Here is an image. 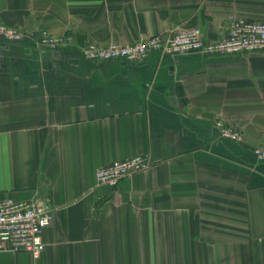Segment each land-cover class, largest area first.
Listing matches in <instances>:
<instances>
[{
    "label": "crops",
    "instance_id": "obj_1",
    "mask_svg": "<svg viewBox=\"0 0 264 264\" xmlns=\"http://www.w3.org/2000/svg\"><path fill=\"white\" fill-rule=\"evenodd\" d=\"M232 18L264 21V0H0L24 33L0 37V202L54 211L39 258L0 251V264H264V52L82 53L193 29L215 42ZM43 33L73 44L50 50ZM141 155L151 169L98 184Z\"/></svg>",
    "mask_w": 264,
    "mask_h": 264
},
{
    "label": "built area",
    "instance_id": "obj_2",
    "mask_svg": "<svg viewBox=\"0 0 264 264\" xmlns=\"http://www.w3.org/2000/svg\"><path fill=\"white\" fill-rule=\"evenodd\" d=\"M0 37L9 43L21 42L24 33L5 26L0 21ZM41 46L50 50L66 48L73 44L71 36L54 37L42 34ZM264 52V21H250L232 18L226 29L215 42L206 41L199 29L178 31L170 37L153 36L134 44L112 43L108 46L88 44L82 48L87 60L110 62L126 60L137 63L151 53L164 57H180L191 53L216 55L219 57H235L253 55ZM215 129L223 139L243 143L240 132L227 128L216 121ZM257 159L264 162V141L254 151ZM148 156H136L124 161H116L100 168L97 182L100 186L117 188L121 181L151 169ZM54 221V211L48 204L36 202H0V251L27 253L39 258L45 250L44 232Z\"/></svg>",
    "mask_w": 264,
    "mask_h": 264
}]
</instances>
